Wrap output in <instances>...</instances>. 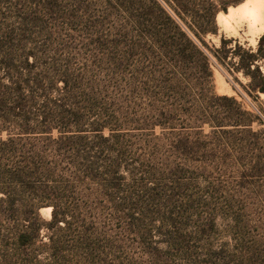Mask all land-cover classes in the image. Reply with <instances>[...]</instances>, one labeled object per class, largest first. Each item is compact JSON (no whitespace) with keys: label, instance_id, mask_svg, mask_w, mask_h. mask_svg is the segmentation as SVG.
<instances>
[{"label":"rangeland","instance_id":"obj_1","mask_svg":"<svg viewBox=\"0 0 264 264\" xmlns=\"http://www.w3.org/2000/svg\"><path fill=\"white\" fill-rule=\"evenodd\" d=\"M174 2L0 0V127L81 130L101 160L56 192L50 233L0 228V264H264V0Z\"/></svg>","mask_w":264,"mask_h":264},{"label":"trees","instance_id":"obj_2","mask_svg":"<svg viewBox=\"0 0 264 264\" xmlns=\"http://www.w3.org/2000/svg\"><path fill=\"white\" fill-rule=\"evenodd\" d=\"M174 1L172 0L173 3ZM172 10L175 16L168 12L167 14L176 22L180 12L176 8ZM223 11L226 12L225 9ZM216 12L217 10L211 6L200 17L213 24ZM189 38L191 39L190 36ZM192 42L195 44L194 40ZM221 42L223 43L224 40ZM204 55L209 61L208 56L205 53ZM250 55L252 57L250 66L257 70L255 62L259 58H264V35L258 39L257 51ZM258 89L264 92V86ZM26 120H28L27 117L24 118V121ZM4 131L5 137H0V228H6L7 237L12 239L16 248L27 247L42 237L43 229L50 233L57 222H64L63 217L56 215L54 207L56 192L59 188L65 189L64 182L68 178L76 181H83L87 177L97 178L99 176L98 162L101 160L100 156H97L96 161L87 159V154L94 145L90 148L86 144H75V147L69 141L70 138L84 141L86 136L81 130L72 131V137H61L54 141L50 140L51 129L46 126L42 128L29 127L25 124L12 128L1 126L0 134ZM96 131L97 135H100L101 130ZM98 138L107 140L101 135ZM77 147L82 149L80 161L74 157L64 160L52 158L53 155L59 156V154L76 156L80 154L79 151L72 152V150ZM96 153L102 155L100 151ZM118 167L117 164L114 165L110 173L119 176ZM42 206L53 207L51 219L48 222H43L39 217L38 209ZM48 239L52 240V237Z\"/></svg>","mask_w":264,"mask_h":264},{"label":"bare ground","instance_id":"obj_3","mask_svg":"<svg viewBox=\"0 0 264 264\" xmlns=\"http://www.w3.org/2000/svg\"><path fill=\"white\" fill-rule=\"evenodd\" d=\"M251 1H252V0H251ZM252 5H253L252 7H249V8L247 9V13H248L250 16L254 17V16H256L257 13H258V5L255 3V1H254V3H253ZM244 11H245V10H243V12H244ZM238 14H239V13H238ZM234 16H235L234 11H233V10H229V11H227V13H219V14H217V19H218L220 22H225V21H227V20L232 19ZM237 16H238V15H237ZM254 21H256V20H254ZM256 25H257V24H256ZM257 33H258V36L255 37V38L253 39L254 44L257 42V38L259 37V35H260V34H264V23L258 25Z\"/></svg>","mask_w":264,"mask_h":264}]
</instances>
